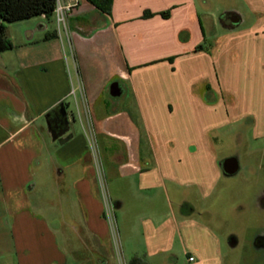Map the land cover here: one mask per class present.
<instances>
[{"label": "crops", "instance_id": "1", "mask_svg": "<svg viewBox=\"0 0 264 264\" xmlns=\"http://www.w3.org/2000/svg\"><path fill=\"white\" fill-rule=\"evenodd\" d=\"M78 1L70 46L45 38L53 16L37 17L25 44L0 53V264H119L86 150V109L126 264L182 255L222 264L212 227L171 201L180 184L201 200L219 184L221 161L196 151L213 152V132L244 125L264 139V0H111L108 14ZM73 82L83 95L72 104ZM60 103L73 119L62 145L44 118Z\"/></svg>", "mask_w": 264, "mask_h": 264}, {"label": "rangeland", "instance_id": "2", "mask_svg": "<svg viewBox=\"0 0 264 264\" xmlns=\"http://www.w3.org/2000/svg\"><path fill=\"white\" fill-rule=\"evenodd\" d=\"M33 20L7 25L6 35L12 46L17 47L26 43V33L35 26ZM50 23H54L56 28L54 20H50ZM59 30L62 31V28ZM64 44V55L73 81L68 47L66 43ZM13 54L10 51L5 56L7 58ZM74 98L78 100L77 92L74 96H70L72 104ZM80 121L85 125V118L82 113H80ZM76 122L79 124L78 120ZM199 135L200 131L195 129L192 137L195 142H197ZM213 135L215 144L213 152L208 153V149L199 144L200 146L198 145V150H196L197 154L208 158L215 155L218 161L236 158L239 165L238 172L233 176L222 175L212 195L205 200L198 197L194 188H185L180 184L176 198L171 203L173 206L175 205L178 213H180L182 205L186 203L193 210L195 217L212 227L221 240L222 264H264V250L255 247L257 237L264 234V207L261 206L264 198V139H254L252 133L244 125L237 130L228 129L225 132H213ZM99 157L104 176L103 189L106 200H110L112 206L111 214H113L112 220L120 248V256L122 261L126 263L127 258L123 257L121 251L122 229L119 219H115L116 210L111 196V185L105 177L101 155ZM99 199H101L102 218L104 219V202L101 193ZM1 233L3 232L1 231ZM2 235L4 237L1 236V238L4 242L1 243V249L4 250L7 248L8 238L7 233ZM231 239H234V244H231ZM176 264H188L187 257L182 255Z\"/></svg>", "mask_w": 264, "mask_h": 264}, {"label": "built area", "instance_id": "3", "mask_svg": "<svg viewBox=\"0 0 264 264\" xmlns=\"http://www.w3.org/2000/svg\"><path fill=\"white\" fill-rule=\"evenodd\" d=\"M78 4H79L78 0H69L67 3L62 2V0H56L55 8L53 11V17H54V21L56 24V31H55L56 35L58 38L64 37L68 45L70 44V37H69L70 30H69L67 19L71 11L77 8ZM60 28H62V31L59 30ZM75 92L77 93L79 92L80 95H83L79 82L77 86L75 87L74 85L71 84L69 96L71 95L74 96ZM74 101H76L75 98H74ZM83 133L85 136L87 153L89 154L92 160V163L95 167L98 192H99V195L100 193L102 194V201L104 202L103 216H104V219H106L105 221L109 225V230L111 233V238L113 241V246L115 248L116 256H117L119 264H126L122 261L121 256H120L121 255L120 248L118 246V240L115 234L114 224L112 220L113 214H111L112 206H111V203L109 202L110 200H106V197H105V193L103 189L104 176H103V171H102L101 164H100V157H99L100 154H99L98 144H97L95 132L93 130V127L90 121V116L88 114L87 109L85 113V125H83ZM188 260L192 261L193 258L190 257Z\"/></svg>", "mask_w": 264, "mask_h": 264}, {"label": "trees", "instance_id": "4", "mask_svg": "<svg viewBox=\"0 0 264 264\" xmlns=\"http://www.w3.org/2000/svg\"><path fill=\"white\" fill-rule=\"evenodd\" d=\"M101 14H108L111 0H87ZM56 0H0V53L13 48L7 38L6 28L8 24L27 21L37 17L50 18L53 16ZM167 17L166 13L161 14ZM56 37V32L46 35V39ZM63 103L58 104L60 106ZM66 107L65 104H63ZM57 106L55 108H57ZM53 108L52 110H54ZM129 264H140L137 259Z\"/></svg>", "mask_w": 264, "mask_h": 264}, {"label": "water", "instance_id": "5", "mask_svg": "<svg viewBox=\"0 0 264 264\" xmlns=\"http://www.w3.org/2000/svg\"><path fill=\"white\" fill-rule=\"evenodd\" d=\"M231 21H232V23L237 22L236 18H232ZM109 94L111 97H118L120 95V87H119L118 83H112L109 86ZM57 108L60 109L62 116L64 117V119L67 122V128H69L68 123L73 122L71 115L67 114L66 109H65L63 104H61L60 106H57ZM54 110H51L50 112L45 114L44 118L46 121L48 134L50 135L51 140L57 141L58 144L62 145L65 142H67L68 140H70L72 138V135L69 134L67 136H62L61 134L57 133L53 123L49 122V118L51 117ZM219 166H220L224 176H233L239 170V165H238V161L236 160V158H228L226 160H223L219 163Z\"/></svg>", "mask_w": 264, "mask_h": 264}, {"label": "flooded vegetation", "instance_id": "6", "mask_svg": "<svg viewBox=\"0 0 264 264\" xmlns=\"http://www.w3.org/2000/svg\"><path fill=\"white\" fill-rule=\"evenodd\" d=\"M49 122L53 123L57 133H59V134L61 132H63V130L67 126V122L64 119V117L62 116L59 108H56L53 111L51 117L49 118ZM255 247L257 249L264 250V236L257 237V239L255 241Z\"/></svg>", "mask_w": 264, "mask_h": 264}]
</instances>
